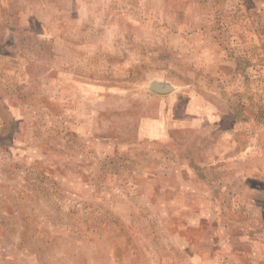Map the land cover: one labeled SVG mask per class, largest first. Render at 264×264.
<instances>
[{
    "label": "rangeland",
    "instance_id": "obj_1",
    "mask_svg": "<svg viewBox=\"0 0 264 264\" xmlns=\"http://www.w3.org/2000/svg\"><path fill=\"white\" fill-rule=\"evenodd\" d=\"M0 264H264V0H0Z\"/></svg>",
    "mask_w": 264,
    "mask_h": 264
},
{
    "label": "water",
    "instance_id": "obj_2",
    "mask_svg": "<svg viewBox=\"0 0 264 264\" xmlns=\"http://www.w3.org/2000/svg\"><path fill=\"white\" fill-rule=\"evenodd\" d=\"M149 89L157 94H165L172 91V87L168 84H162L158 82H153L150 84Z\"/></svg>",
    "mask_w": 264,
    "mask_h": 264
}]
</instances>
